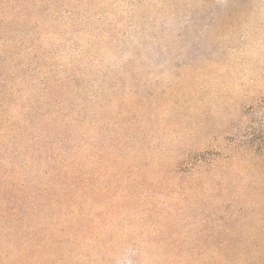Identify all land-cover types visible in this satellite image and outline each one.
<instances>
[{"label": "rangeland", "instance_id": "1", "mask_svg": "<svg viewBox=\"0 0 264 264\" xmlns=\"http://www.w3.org/2000/svg\"><path fill=\"white\" fill-rule=\"evenodd\" d=\"M57 1L36 57L0 41L12 64L37 61L24 79L49 91L43 108L87 132L23 174L91 180L83 204L51 207L90 233L57 231L52 250L67 247L40 264H244L231 252L263 250L264 0Z\"/></svg>", "mask_w": 264, "mask_h": 264}, {"label": "trees", "instance_id": "2", "mask_svg": "<svg viewBox=\"0 0 264 264\" xmlns=\"http://www.w3.org/2000/svg\"><path fill=\"white\" fill-rule=\"evenodd\" d=\"M57 3V0H0V41L4 40L6 48L9 44L24 45L28 53L36 57L35 41L47 35L53 37L49 28L51 22L57 19V8L61 7ZM6 48H0V264H40L36 258L38 253L53 258L61 248L67 247V244H58L55 251L52 250L57 231L67 233L66 236L74 240L86 238L90 233V230L58 227L60 213L51 207L54 204L67 207L83 204L86 201V186L91 180H87L88 177L58 180L59 176L56 178L51 170H45V180H37L36 174L30 178L23 174L35 165L43 167L44 156L54 159L55 155L65 156L64 152L68 148L72 152L76 145L77 148L80 144L86 146L87 132L78 121L54 109L43 108V100L49 97V91L47 88L41 89V92L35 89L37 81L32 77L24 79L37 61L33 64L21 60L23 62L19 65L12 64L13 55ZM24 66H28L26 70ZM18 78L27 89V98L21 103L18 99H22V91L13 84ZM56 81L57 85H62L61 80ZM11 108L17 110L13 118L9 114ZM75 123L82 131L80 137L75 133ZM57 163L67 165L72 162L62 157ZM80 175L77 172L76 178ZM24 191L31 194L30 199L25 197L26 193L19 194ZM42 209L46 212L44 219L40 217ZM51 224L53 226L50 227ZM231 241L226 242L227 248ZM216 250L219 252L217 258H223L225 248L214 249L213 255ZM255 253L240 247L231 252V257L242 258L244 264H264V249L255 250ZM63 254L69 257L74 252L70 249ZM63 259L61 256L60 262L53 260L51 264H67L61 262Z\"/></svg>", "mask_w": 264, "mask_h": 264}]
</instances>
